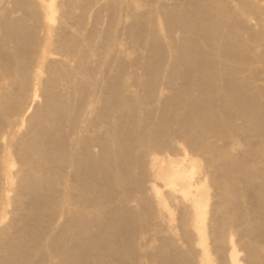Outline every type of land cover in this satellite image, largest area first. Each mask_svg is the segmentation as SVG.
Returning <instances> with one entry per match:
<instances>
[{
  "label": "bare ground",
  "instance_id": "6f19581e",
  "mask_svg": "<svg viewBox=\"0 0 264 264\" xmlns=\"http://www.w3.org/2000/svg\"><path fill=\"white\" fill-rule=\"evenodd\" d=\"M150 1H148V2L150 3ZM234 1H236V0H234ZM252 1L251 0H238V2H239L238 4H240V5H238L236 3L237 7L241 6V8L238 7L237 10H235V8H233L235 6H231L233 4V2H232V4H230L231 3L230 0H187L188 7H186L187 8L186 12H180L179 11L178 13H176V11H175L174 15L172 12H170V13H172L174 22L181 21L180 24L183 25L181 27H184V29L187 31V34L191 35L189 37H185L184 39H182V37H181L182 42H180L179 46H178V42L181 40H179L176 43L177 47H175V50L177 53L174 51V55L176 53L175 57L176 58L178 57L177 65L176 66L173 65V69L171 68L172 71L168 72V74H170V77L172 78L171 80L179 78L181 81L180 85L176 88V90L178 91L177 95H175V96L172 95V98L168 99L166 102L168 107H171L170 109H173V112L170 113V111H169L168 115H165V116L163 115L161 117V119L157 121V124L154 125L153 129H151V128L146 129V127H143V128H145V130H147L151 134H148L146 131L144 132V130L143 131L140 130V132L142 131L141 133L140 132L139 133L137 132V134L135 133L134 137H133L132 133H130L128 131L122 130L121 133H118L120 136H119V138L117 137L118 138L117 142L119 141L120 137H123L122 138L123 142L121 143L122 148H119V150L120 149L121 150H120V152H118V154L114 152L115 154H117V156H115L116 158L112 164H109L110 160L108 158V154L111 150H113V151L116 150L117 145H115L116 147L111 146L116 142L111 143V141H110L111 144L109 145V143H108L109 146H106L107 142H106L105 146L100 145V146H102V149L100 151L101 154L99 155L97 153L98 151L97 152L91 151L92 147H94L92 145V143H94L96 140L94 139L95 141L93 142L92 141L93 139L91 140L89 137H88L89 139L86 138V136L89 133H87V135H86L81 130L82 128L80 129V131H82L85 134V137L84 138L80 137L81 139L79 141L74 140L75 139L74 135L71 137L73 139H69V140H68V138L65 139V137H66L65 135L63 137H62V135L59 136L61 134L60 133L61 131L59 132V130L61 129V127H63L64 124H66V126H65V128L67 127L66 129H68V128L71 129V127L72 128L76 127L74 125H75V119H77V117L76 118H74L75 116L72 117V115L75 112L71 115L70 110H69L70 107H69L68 103L66 102V98L63 96L62 93H60L61 91L60 92H58L59 90L57 91V89H58L57 86H59L60 83L57 85V83H58L57 79L56 80L53 79L55 76L53 78L50 77L53 80H55V81L52 80L54 82V85H53V87L51 85L52 89L49 90L50 92L47 91L49 93L42 94L45 96L44 105L41 108L42 113L37 115V116L34 115L35 113H33L32 116H29L30 117L29 120L30 119L33 120V122L30 120V123L33 126H32V129L28 131L27 136L23 135L21 138H19V136H18L17 138H19V141L14 142V143H12L13 141L11 139L7 138L6 139L7 141H5L6 143H4L3 139L5 136H4L3 131H4L5 127L10 125L9 123H7L8 121H6L8 115L11 116L10 113H17V111L19 110V113H20V111H21V113H23L22 118L20 117L21 122L26 120V119L23 120L24 115H25V113L28 112V110L32 106L31 105L32 102L34 103L33 100L36 99V98H34V96L36 95V90L38 89L37 86H35V87L33 86L34 91L33 92L30 91V92H32L33 98L30 99V95H29L28 96L29 101L28 102L26 101V103L22 102V100H25V99H23V93L22 92L24 90H26L27 85H28L27 84L28 80L31 77L29 78L28 69L26 70V68H27V67L25 68L26 64L22 60L25 58L24 56L27 55V53L25 54L24 50L23 49L21 50L23 52H21L22 55H20L21 53H19V55H20L19 60L20 61L18 63H20V64H17L19 66V67L17 66L18 70L17 69L13 70V68H12L13 74L11 73V70H10L11 74L8 73V75L5 76V77L12 78V82L11 81L10 82L13 85L14 84L17 85L18 88H16V89H18V92H16V93L15 92L14 93L9 92V93H1L0 94V104H2L4 106L3 111L1 112V114H3V115L0 117L2 119V120L0 119V144L2 146V148L0 147L1 148L0 149V222H3L2 220H4V218L6 216L10 215V214H8V212H9L8 208L5 209V207L2 206L3 203L4 204L7 203V205L11 204L12 206L13 205L16 206V208H19L20 212H21L22 208H24V210L28 208L29 210L26 213V216L25 215L24 216L26 218H28L31 221V223H28L29 226L27 229H26L27 226L24 225L25 226L24 228L22 227L21 229H17L14 231L15 233L11 232L12 234H10L8 227H7L6 231L4 229L1 230L0 237H2L3 240L2 241L0 240V264H39L37 258H38V255L41 253L40 248L46 244V243L44 244V243L40 242L39 237L42 236V235H40V233L44 231V230L42 231V229L46 226L45 221L47 219L50 220V214H53L52 217L54 216V212L51 213L53 208L55 211L59 209L55 205L62 206L63 204L60 205V203H63V202L74 203L75 205H77L76 208H78V205H80V207L78 208L79 209L78 210L79 215L77 217L74 216L75 217L74 218L73 215H71L72 212H70L69 214H66L67 208L65 209L66 213H64V214L69 215V218H68V216H67L68 219L66 218L68 220V222L63 221L64 225H66L65 230L62 233H59V234L57 233L58 234L57 236L56 235L49 236L50 238L48 240V243L46 244L47 247L45 245V247L47 248L46 250H48V251H46L47 253L45 251L43 252V254L46 253L47 255L45 254L46 257L43 256V258H40V259L46 258L47 264H137L138 262H136V256H137V252L139 250L137 251V248H136L134 243L135 242L138 243L139 240L141 241V238H139L138 241H136L137 239L135 240V238L137 237V236L135 237V234H138L139 231L136 233V228H132V226H130L131 225V223L129 224L130 218L125 213H123L125 211H120L118 209H115V207L112 206L113 202L110 203V201L112 198L113 189L115 188V187H112V186H114V185H112V178L114 177L116 179V181L120 184V183H123L128 178L129 173H131L134 169H136V168L140 169L141 168L140 169V171H141L142 167H140V166H142V164L138 163V160H140V159H137V158H139V156L141 155L140 157L143 159L142 156H144L145 154L143 155L142 153H144L145 151H147V155L149 154V156L147 158V162L145 163V165L148 166L149 171L151 170L154 179L158 178V179L162 180L161 181L162 185H160V186H162V187L164 186L166 192H165V194H163V192H161L159 185L154 183V179H153V182H152V180L149 181L147 179L149 182H151V184L144 185V186H147L146 187L147 193L149 192L148 194L151 197V199H149V200H152L151 202L154 204V206H152V207H154L159 213L164 212V215H165V216L163 215L164 218L165 217L167 218L169 216L168 212H165V209H166L165 200L168 198H170V199H168V201L174 200V196H173V199H171L172 197H169V196H172L171 194H174V192L178 188L177 174L183 175V178H185L187 180V186L188 187L180 190V196L179 195L178 196L180 197V199H182V201H183V199L185 200L188 198L191 202V205H189L190 203L188 205H189L190 211H191L190 215H192V217H193V225H192L193 232L191 233L190 230H189V232L191 234L194 233V235L196 237L195 248H197V251L199 252V258L197 259L196 264H209L208 248L205 244V232H204V219H205L206 211H207V209H206L207 203H206V200H205V202H204V200H202L203 199V195H202L203 192H205V194H207V185L205 184V182H206V179H208V177L210 178L209 180H211L212 175H214V177L215 176L217 177V175H218V177L220 175L222 176L221 180H219L217 177V180H219V182H218L219 184H217V185H219L218 188L221 190L220 191V194L222 193L221 196L223 195V200H221L222 205L219 204L222 207L221 206H218V207L216 206V207L219 208L218 212L221 211L220 208H223V209L225 208L224 210L222 209V211L227 210L228 213L225 212L227 214L226 220L232 219L231 221H233V222L236 220H240L238 218H241V216L243 214L238 216L237 211L239 210V213L243 212L242 210L244 208L243 209L241 208L240 205H242V203L240 201L244 199L243 198L244 194H247L248 197L251 199V202L253 203L252 206L254 205L258 209L257 214H254V212H253V214L250 215L251 217L249 215H247V216H249L248 221H250L251 225H252V223H259V225L261 227V224L264 223V167L261 166L262 164L261 165L257 164L258 167L255 166L256 167V168L254 167L255 170L252 167L254 165H256V162L258 163L260 161L259 158L264 153V151H263L264 147L262 146L263 143L261 141V134L262 133L264 134V132H262V131H264V121L262 119L263 117H261V113H262L261 107H263L264 104H263V106H260L259 105L260 103L258 104V102H257L258 100L256 99V96L259 97L258 96L259 94L260 95L262 94L264 96V87L262 85L259 87L258 86L259 83L256 85V83H257L256 81L260 80V71H261V74H264V31L262 32V29H261V31H259V32L263 33L261 37L258 38L259 33H257V35H255V36H257V38L256 37H253V38L249 37L248 39H243L242 34H240L241 31H239V30H243L244 28H246V26H248L247 23L250 22V20L247 23L245 22L247 20L245 15H247V16L252 15V14H250V12L252 13V11H254L255 8L257 7L252 3V5H254V7H255V8L253 7L254 9H252V7H251L252 5H250V2H252ZM73 2H75V1H73ZM133 2H134V0H133ZM228 2H230V3H228ZM256 3L257 2H255V4ZM53 4H54V0L48 1L49 9H50V7L52 8ZM184 4H186V3H184ZM161 5H162V3H161ZM2 6H3V4H2ZM163 8H165V7L163 6ZM171 8H173V6H171ZM165 9H163L162 13H164ZM157 10H159V9L157 8ZM257 10H259V8ZM261 10H264V8ZM166 11H168V10L166 9ZM246 12H248V14H246ZM254 14L255 13H253V15H252L253 17L255 16ZM167 15H169V14H167ZM167 15H166V18H167ZM242 15L245 16V18L241 17ZM257 15H260V14L257 13ZM142 16H144V13H142ZM163 17H165V16H163ZM170 17L171 16H169V18ZM240 17L243 18L242 21H244V19H246L244 21V23L246 24L245 27H244V23L241 21ZM259 17H258V20H260ZM145 18H147V17L145 16ZM232 18H236L237 20L234 21ZM252 18L250 17L248 19H252ZM46 19H50V16H46ZM197 19H199V22L196 21ZM148 20H150V19H148ZM261 20H262V18H261ZM171 21H173V20H171ZM263 21H264V19H263ZM20 22L18 23V25L20 24ZM170 22H169V24H172V22L171 23ZM258 23H260V22H258ZM175 24H178V26L180 27L179 23H174V25L172 24L173 27L171 26V29L175 28L174 27ZM249 26H251V25H249ZM148 27H149V31H150L151 27L150 26H148ZM158 28H160V26ZM158 28H156V29L158 30ZM177 29H179V28H177ZM146 30H148V28ZM159 30H160L159 31V33H160L161 29H159ZM180 30L175 31V33H178V32L180 33ZM167 31H169V30H167ZM113 33H114V31H113ZM157 33H158V31H157ZM172 33H174V32L172 31ZM182 33H184V32H181V35H183ZM10 34H11V32H10ZM156 35H158V34H156ZM169 35H171V33ZM185 35H183V37ZM193 35L198 36V40L205 39L204 41H207V43H208V49L203 50L200 47L201 44L199 46L197 43L198 42L196 39L197 37L194 36L195 37L194 38ZM202 35L204 36V38H202L203 37ZM4 36H6V35H4ZM24 36H26V35H24ZM165 36H167V35H165ZM243 37H244V32H243ZM111 38H112V36H111ZM157 38L159 39V37H157ZM168 38L169 37H167V39ZM217 38H219L218 40L221 41V46L220 47L217 46L218 48H215V44L217 43L215 41ZM246 38H247V36H246ZM17 39H15V40H17ZM30 39H32V37ZM28 40H29V38H28ZM159 41H160V39H159ZM254 41H256L257 44H255L256 42L254 43ZM26 43H27V41H26ZM252 43L255 44L254 46L257 45L256 46L257 48L256 47L254 48V46H252ZM163 45H165V44H163ZM168 45L169 44H167V46ZM171 46H172V48H174L173 45H171ZM168 47H170V46H168ZM172 48L170 47L171 51L173 50ZM214 48L216 49L215 54H214ZM87 51H89V50H87ZM151 51L154 52V53H152V55H154L152 57H156L158 59L161 58V57H159V53L162 51L159 49L158 45L154 44V50H151ZM244 52H246V53L244 54ZM82 54H83V52H82ZM158 59L157 60L155 59V60L160 62ZM17 60H18V58H17ZM27 60H28V58H27ZM90 60H92V59H90ZM6 61H7V59H6ZM61 61H63V60L61 59ZM256 61L262 63L263 66H261V64H260L261 67L258 66L261 69H257L258 67H255L254 65H252V63H256ZM76 63L78 64V62H76ZM3 65H5V64L3 63ZM63 65L61 63L60 66L62 67ZM180 65H181L182 69H180V67H179ZM89 66H90V64H89ZM6 67H8V66H6ZM64 67L66 68V66H64ZM157 68H159V67H157ZM163 68H164V66H163ZM67 70H71V69L67 68ZM67 70L65 71L66 72L64 75L65 77L69 76V74H68L69 71H67ZM60 71H61L60 75L64 73L62 70H60ZM152 71H153V68H152ZM155 71H156V69H155ZM1 72H3V71H1ZM67 74H68V76H67ZM77 75H79V74H76L75 76L77 77ZM68 78H67V80H68ZM72 78H75V77H72ZM72 78H70V79H72ZM79 78H77V80ZM168 78H169V76H168ZM32 79H34V78H32ZM58 79L66 80L63 76L58 77ZM109 80H111V79H109ZM126 80L127 79H125V81ZM152 80H154V79L152 78ZM31 81L32 80H29V82H31ZM80 81H82V79ZM254 81H255L254 85H256L257 88L255 86H253V87L251 86V82L253 85ZM36 82L37 81H35V85H36ZM115 83L116 82H114V84ZM32 84H34V83H32ZM79 84H80V82H79ZM67 85H68V83H67ZM174 85H173V87H174ZM102 86H104V85H102ZM117 86H119V85H117ZM112 87H110V88H112ZM254 87H255V89H254ZM62 88L59 87V89H61V90H62ZM68 88H69V85H68ZM70 88H72V87H70ZM151 88H153V87H151ZM170 88H171V86H170ZM118 90L116 89L115 91L117 92ZM92 91H95V90H92ZM108 91H110V90H108ZM119 91H121V90H119ZM152 91L154 92V89ZM25 92H24V94H25ZM159 92L162 93V91H160V90H159ZM76 93H77V91H76ZM91 93H93V92H91ZM114 93H112L113 97H114L113 99H118V100L120 99L122 101L123 98L121 99V97L119 96V94H121V93L118 94L119 98ZM126 93H127V91H126ZM27 94H28V92H27ZM112 94H110V97ZM160 94L158 93V97L157 96L156 97L159 98ZM155 95H157V94H155ZM24 97H27V96H24ZM80 97H81V95H80ZM260 97H259V99H260ZM98 98H99V96H98ZM98 98H97V100H98ZM144 98H142V99H144ZM166 98H168V97L166 96ZM262 99H260V100L262 101ZM90 100L93 101V99H90ZM90 100L87 99V102L90 103L91 102ZM85 101L86 100H84V102ZM147 101H148V99H147ZM123 102H125V101H123ZM148 102H151V101H148ZM76 103L77 102L75 101V104ZM107 103L108 102H105V104H107ZM109 103L106 106H109L110 105ZM111 103H113V102H111ZM125 103H127V101ZM72 104H73V102H72ZM75 104H74V106H75ZM86 104L87 103H85V107H86ZM113 105H114V103H113ZM115 105H117V104H115ZM126 105L128 106V104H126ZM82 106H83V103H82ZM88 106H89V104H88ZM122 106L123 105H121V108H122ZM115 107H117V106H115ZM79 108H81V107H79ZM109 108H111V107H109ZM121 108H120V111L122 110ZM123 109H125V108H123ZM129 109H130V107H129ZM101 110H102V108H101ZM106 110L107 109L105 108V111ZM162 110H164V109H162ZM105 111L103 110V112H105ZM132 111H133V109H132ZM76 113H78V112H76ZM82 113H84V112H82ZM98 113H99V111H98ZM100 113H101V111H100ZM263 113H264V109H263ZM137 114H138V112H137ZM14 115L16 116V114H14ZM18 115L20 116V114H18ZM78 115H80V114H78ZM101 115H103V114L101 113ZM131 115H132V113H131ZM76 116H77V114H76ZM106 116H108V115H106ZM115 117L117 118V116H115ZM14 118L15 117L12 116V120L19 122L20 118H19V120L14 119ZM17 118H18V116H17ZM142 118L144 119V117H142ZM145 118H147V117L145 116ZM78 119L81 121L80 118H78ZM170 119L174 120L172 122L175 124L174 126H176V128H177L176 132H178V134H180L179 137L182 138V140H181V138H178L179 141H183L184 144H183V142H182V144L185 147H187V146L188 147L189 146L190 147H192V146L196 147L197 146L196 147L197 149L195 148L196 151L200 149L199 150L200 152L195 151V154H197L198 156L203 158L202 160H205L204 163H206L205 166L203 167L202 171H201V173H202L201 181H200V176L197 175L199 173L198 162L195 160L196 159L195 157H192L191 155H189L191 157L188 156L189 151L186 152V149H188V148H184L183 146H181V149H183V150L181 151L180 157L178 159H174V158L165 159L166 157L165 158L161 157V156L157 157L156 155L152 154L155 151L157 152V150H159V149L160 150L161 149L166 150L165 147L168 146V144L166 142V140L168 139L167 135L169 134V131L171 129V126L169 127V125L167 124L166 121H168V123H169ZM237 119L241 120V121H239L240 123L239 122L235 123V121H237ZM144 120H147V119H144ZM83 121H84V119H83ZM97 121H99V120H97ZM100 121H101V119H100ZM103 121H105V120H103ZM4 122H6V125L3 126ZM63 122H64V124H63ZM82 122L81 123L79 122V123L82 124ZM145 123H146V121H145ZM22 124L20 123L21 126H22ZM96 124L98 125L99 123H96ZM148 125L145 124V126H147V127H148ZM10 126H12V125H10ZM78 126H81V125H77L76 128H78ZM131 126H133V125H131ZM87 127H88V125H87ZM99 127H100V125H99ZM99 127H97V128H99ZM15 129H16V127H15ZM86 129H83V130L85 131ZM125 129H129V128H125ZM9 130H10V128H7V130H6L8 132V135L13 134V133H9ZM11 130L14 131V129H11ZM77 130L78 129H76V134L78 133ZM17 131H19V130H17ZM94 131L96 132V134L100 135V133H97L98 131H96V130H94ZM246 131L257 133L256 136H258V139H259L257 142V147L260 146V148L256 147L257 151L255 149V151L258 155L259 161L257 159L256 162H251V163H254V165L252 167H250L252 164L250 166L248 164H245L246 160L243 162L241 158H240L241 161L238 160L237 162H234L235 159L234 160L231 159L230 161H228V156L225 155V154H227L225 152V150L228 149L231 151V150H233V148L229 149V148L224 147L223 145H219L220 149H221V146L225 148V150H222V149L220 150L219 147H217L218 145H215V143L213 144L212 142L210 143L207 140V136L210 137L212 135L213 136L217 135L219 139H223L224 141L227 140L226 142H230L229 140H231L233 138L236 139V136L237 137L239 136L238 134L242 135L243 133H246ZM116 133H117V131H116ZM162 133L164 135H162ZM248 134L250 135L251 133H248ZM248 134L246 136H248ZM149 135H151V136H149ZM174 135L175 134L173 132H171L169 136H174ZM100 136H102V135H100ZM104 136H106V135L103 134L102 137H104ZM254 136H255V134H254ZM94 137H96V135ZM132 137L134 138L135 141L138 142V145L136 146L137 147L136 151H134L132 149L134 151V153H132L130 151V149H131L130 147L132 146L130 144L131 143L130 141H132V140H130V139ZM166 137H167V139H166ZM251 137H253V136L250 135L249 138H251ZM12 138H13V136H12ZM96 138L100 139L101 137L100 138L96 137ZM243 138H244V136H243ZM245 138H247V137H245ZM175 139H177V138H175ZM235 139H233V141L231 140L232 142H234V144L236 142ZM99 141L101 142V140H99ZM232 144L233 143H231L230 145H232ZM103 145H104V143H103ZM247 145L249 146V143ZM10 146H13L12 150L10 149ZM110 146L113 148L111 149ZM133 146H135V145H133ZM177 147H179V145ZM230 147H235V146L232 145ZM177 149H179V148H177ZM192 149H194V148H192ZM235 150H237V149H235ZM113 151H111L110 154H112ZM92 152L97 153L98 155L93 154ZM191 152L192 151H190V153ZM192 154H193V152H192ZM243 155H244V153H243ZM229 156H230V158H232L231 155H229ZM110 158H112V155ZM163 161H166V165L161 164V163H163ZM231 161H233V162H231ZM249 161H251V160H249ZM247 163H249V162H247ZM16 164H17V166L14 167V165H16ZM62 164H64L63 166H65V168L67 170L70 169V171H71L70 173H72L73 175L76 176L77 179L72 177V178L76 179L75 180L76 182L75 181L72 182V181H69L66 179L67 178L66 176L69 175L70 173H68V174L66 173L67 175L65 176V173L62 170ZM202 165H204V164H202ZM110 167L112 169H110ZM138 167H140V168H138ZM14 169H15V171H14ZM151 172H149V173H151ZM149 177H150V174H149ZM68 179H69V177H68ZM129 179L130 178H128V182H129ZM133 179H134V177H133ZM140 181H142V180H140ZM241 181L245 182V185H242L244 188L240 187V184L242 183ZM255 181H257V182H255ZM125 182H127V181H125ZM209 182L210 181H207L206 183H209ZM212 182H210V183H212ZM239 182H240V184H239ZM142 184H143V182H142ZM183 184H184V182H183ZM133 185L135 187H137V190H135V192H140L141 185H139V178L138 177L135 180H133ZM212 186H214V185H212ZM60 187H62V189H65V190L59 191ZM219 189H218V191H219ZM15 190L16 191L22 190L24 192L23 195H24V197L27 198L28 204H27L26 200H25V203L23 204L24 199H21L22 198L21 195L18 196V194H17L18 192H14L13 193L14 196H12L11 191H15ZM131 190H133V188H131ZM60 192H62V193H60ZM75 192L79 193V196H77L78 194L76 195ZM20 193L21 192H19V194ZM125 193H128V192H125ZM147 193H145V194L148 195ZM166 193H168L170 195L166 196L167 198L164 200L165 197H163V196L166 195ZM145 194H143V196L139 195V194H138L139 196L138 195H136V196H138L139 203L141 205H143V209H145V211L147 212L148 209H146V198H145L146 196L144 197ZM149 196H147V198H149ZM176 196H177V194H176ZM178 196H177V199H179ZM126 198H128V197H126ZM246 198H247V196L245 197V199ZM114 199H116V198L114 197ZM118 199H120V198H117V200ZM149 200L147 201V204H149L148 203ZM127 201H128V199H127ZM248 201H250V200L248 199ZM248 201L245 200V203L246 202L248 203ZM239 202L241 203L240 205H239ZM104 204L107 205L106 210L103 211L101 209L103 211V212H101V214H102L101 216H103V213H104L105 217H106L104 221H100V223H98V222H94V219H92L93 223H91L92 222L91 218L89 220L86 218L83 219L82 216L87 215L85 213H87L88 211L87 212H85V211L88 210V208H87L88 206L89 207L93 206V208L95 207V208L99 209V207L101 205L104 206ZM170 204H171V202H170ZM170 204H168L169 208H171V206H169ZM11 205H9V207ZM26 206H27V208H26ZM121 206H122V204H121ZM147 206H150V205H147ZM178 206H179V204H178ZM178 206H176V207H178ZM124 207H125V205H124ZM126 207H128V206H126ZM238 207H240L242 210L239 209ZM60 208L62 210H64L63 208H65V206H62ZM76 208L74 209V211H76ZM93 208H91V209L93 210ZM117 208H118V206H117ZM141 208H142V206H141ZM84 209H85V211H84ZM97 209H94V212L96 210V214L98 213ZM129 209H130V207H129ZM72 210L73 209H71V211ZM121 210H122V208H121ZM152 210H154V209H152ZM240 210H241V212H240ZM248 210H247V213H252V210H250V209H248ZM26 211H24V212H26ZM17 212L18 211L13 212V213L17 217H19V220L21 218H23V220H24L25 218H24L23 214H21L19 212L17 213ZM59 212H61V211L60 210L58 211V215H59ZM62 212H64V211H62ZM130 212H133V211H130ZM211 212H213V211H211ZM221 213H223V212H221ZM55 214L57 215V213H55ZM129 214H131V213H129ZM213 214H214V212H213ZM244 214H245V212H244ZM159 215L160 214H158V216ZM222 215L223 214H221V216ZM161 216H162V214H161ZM161 216H159V217H161ZM184 216H185V214H184ZM184 216H183V218H184ZM221 216H220V218H222L221 219L222 222H220V221L219 222L221 224L222 223L225 224L224 223V222H226V221H224L225 215H223L222 217ZM64 217L61 216V218H64ZM88 217H89V215L87 216V218ZM61 218H60V220H61ZM137 218H139V217H137ZM244 218H246V215H244ZM244 218L242 217V220H244ZM55 219H56V216H55ZM66 219H64V220H66ZM133 219H135V218H133ZM23 220H22V222H23ZM95 220H99V219H96V217H95ZM54 221H56V220H54ZM244 221H247V220H244ZM47 222H49V221H47ZM132 222H134V221L132 220ZM138 222H139V220H138ZM177 222H178V220H177ZM207 222H208V220H207ZM184 223H185V221H184ZM226 223H229V221H227ZM180 224H181V222H180ZM93 225H95L94 228L95 227L97 228L96 231L94 229V231L97 233L95 235H90L91 232H89L88 230H90V228ZM189 225H191V223H189ZM2 226H0V227H2ZM6 226H5V228H6ZM51 226H53V225H51ZM166 226H167V230L169 232H171L169 224H167ZM182 226H184V225H181V227ZM214 226H216V227H214ZM47 227H50V226H47ZM181 227L178 229H181ZM186 227L188 228V225H185V229H187ZM211 227H212V224H211ZM213 227L214 228H212V229H214L216 231V234L221 235V231L223 230L222 226L215 224V225H213ZM256 227H257V225H256ZM17 228H19V227H17ZM123 228H124V230H122ZM234 228H235V226H234ZM253 230H254V228H253ZM90 231H92V230H90ZM250 231L254 232L255 230L252 231V228H251ZM178 232H180V231H178ZM186 232H188V229L186 230ZM223 232H224V230H223ZM259 232H261V231H259ZM48 233H50L49 230H48ZM139 233H141V232H139ZM144 233H146V232H144ZM26 234L27 235L30 234L31 237H30V235H28V236L32 239L29 240L30 239L29 237H27L29 239H25ZM46 234H47V232H46ZM54 234H56V233H54ZM92 234H94V233H92ZM251 234H254V233H251ZM259 235L264 236L263 233H259ZM224 237L226 238V236H224ZM44 238H45V235H44ZM187 238H188V235H187ZM46 239H47V237H46ZM46 239H44V240H46ZM217 239H218V237L216 238V240L214 238V241H216L215 242L216 243L215 252H216V250H218L220 253L221 251L224 250L223 248L225 246L226 255L225 256L222 255L223 257H226L225 262H227V264H240L239 263V250H238V248L240 246H238V248L236 247L234 240L232 239L231 234L228 236L226 242L224 241L225 239L224 240L222 239V237H220L218 240ZM44 240H43V242H45ZM149 241H148V243H149ZM188 241L190 242V240H188ZM222 241L224 243H222ZM253 241L254 240H252V242H250V243L248 241L247 243H249L251 245V243H253ZM40 243L43 245L40 246L41 245ZM178 243H180V242H178ZM220 244L221 245L223 244V247L220 246ZM143 245L145 246V244H143ZM159 245H158L157 251L155 253H153L152 255H154L156 257L155 259H157V257H158L160 259L161 264H191L188 261V258H189V257H187L188 253H185V252L178 253L177 252V254H175L174 256L173 255L171 256L167 251L168 250V248H167L168 244L165 243L164 245L162 244V246H159ZM245 246H248V245L246 244ZM252 246H253V244H252ZM252 246L249 248L247 247L246 249H243L246 251L245 257L248 258V261L254 262V264H264V256H261L260 254L258 255L257 254L258 251L256 252V248L255 249L253 248L255 246H253V247ZM241 247H242V245H241ZM241 247L239 249H241ZM43 248H42V250H43ZM141 248H143V247H141ZM89 250L90 251L92 250L91 254L88 253ZM184 250H185V248H184ZM143 251H144V249L142 250V252ZM218 251H217V254H218ZM125 252L127 253V255L123 256ZM139 252H141V251H139ZM225 252H224V254H225ZM147 253H148V251H147ZM88 254H90V255H88ZM145 254H146V252H145ZM213 254H211V255H213ZM221 254H223V253H221ZM40 255H42V254H40ZM139 255H140V253H139ZM142 255H144V254H142ZM150 255L151 254H149L148 256H150ZM144 256H146V255H144ZM154 256H152V257H154ZM214 256L216 257V255H214ZM192 257L193 256L191 255V258ZM215 257H214V259H215ZM223 257H221V258H223ZM145 259H147V256ZM149 259H151V258H149ZM145 261H142V262H145ZM139 262H140V259H139ZM157 264H158V261H157ZM224 264H226V263H224Z\"/></svg>",
  "mask_w": 264,
  "mask_h": 264
},
{
  "label": "rangeland",
  "instance_id": "374dc122",
  "mask_svg": "<svg viewBox=\"0 0 264 264\" xmlns=\"http://www.w3.org/2000/svg\"><path fill=\"white\" fill-rule=\"evenodd\" d=\"M48 1L50 0H0V94L1 93H16L18 92V88L17 85H13L11 82H12V78L10 77H5L8 75V73H10V70H11V73L13 70L17 69L18 70V65L17 64H20L18 63L20 60V55H22L21 51L22 49L24 50L25 54L27 53V55H25L24 59H22L26 66V70L28 69V75H29V80H32L31 82H29L28 80V85H27V88L26 90H24L22 93H23V99L25 100H22V102L26 103V101L28 102L29 101V95H30V99L33 98L32 96V92L34 91V87L37 86V90H36V95L34 96V98H36L34 101V103L32 102V106L30 107V109L28 110L27 113H25L24 115V121L21 122V118H22V114L21 111L19 113V110L17 111V113H10L11 116L8 115L7 117V120L8 121L7 123H9L10 125L12 126H7L4 128V143H6L5 141H7L6 139L9 138L11 139L14 143V142H18L19 141V138H21L23 135H26L27 136V133L29 130L32 129V124L30 123V120L33 122L32 119L29 120V116H32L33 113H35L34 115H39L42 113V107L44 105V100H45V96L42 95V94H45V93H49L54 85V82L56 79H57V85L59 84L58 89L57 91L62 93L63 96L66 98V102L68 103L69 105V110H70V113L71 115L75 112H78L76 114L74 113L72 115L75 116L74 118L77 117L81 119V121L78 119H75V125L77 127V125H81V126H78V128H68L66 129L65 126L66 124H64L63 122V127H61V129L59 130V133L62 137L65 135V139L68 138L69 139H73L71 138L73 135L75 136L74 140H80L81 138H84L85 137V134L87 135V133H89L86 138H90L94 143H92V145L94 147H92V150L91 151H94V152H97L99 155L101 154L100 151L102 149V146H105L106 142V146H109L111 143H114L113 147H116L115 145H117L116 147V150H111L113 151L112 154L111 151L109 152L108 154V158L110 160L109 164H112L115 160V156H117L118 152H120L119 148H122L121 146V143L123 142V137H120L119 139V143L117 142L118 138H119V134L118 133H121L122 130L124 131H128L130 133H132L133 137H134V134L137 132L139 133L140 130H144V132L146 131L148 134H151L149 133L147 130H145V128L143 127H146V129H153L154 125L157 124V121L161 119V117L164 115H168L169 111L170 113L173 112V109H170L171 107H168V105L166 104L167 100L172 98V95L175 96L177 95L178 91L176 90V88L180 85L181 81L179 78H176L174 80H171L172 78L170 77V74H168V72H171L172 69H173V65L176 66L177 65V61H178V57L176 58V50H175V47H177V42L179 40H181V37L182 39H184L185 37H189L191 36L190 34L188 35L187 34V31L184 29V27H181L183 25H181V21L179 22H174V19H173V16H172V13L174 15L175 11L176 13H178L179 11L180 12H186L187 11V8L188 7V4H187V0H54V4L52 6V8L48 7ZM75 1V2H73ZM95 1V2H94ZM131 1V2H130ZM150 1V3L148 2ZM164 1V2H163ZM185 1V2H184ZM252 1V0H251ZM259 1V2H258ZM70 2V3H69ZM138 4H137V3ZM140 2V3H139ZM153 2V3H152ZM162 5H161V3ZM169 2V3H168ZM231 2V3H230ZM230 4H233L231 6H235L233 8H235V10H237L238 7L241 8V6H238L237 7V4L239 3L238 0L236 1H232L230 0ZM255 2H257L255 4ZM26 3V4H25ZM88 3V4H87ZM173 3V4H172ZM186 3V4H184ZM235 3V4H234ZM237 3V4H236ZM252 3L257 6L256 8L259 10H257L254 5H252ZM3 4V6H2ZM29 4V5H28ZM73 4V5H72ZM86 4V5H85ZM141 4V5H140ZM184 4V5H183ZM259 4V5H258ZM264 0H253L252 2H250V5H252V9L255 8L254 11H252V13L250 12V14L253 15V13H255L254 17L252 15L250 16H246V19H244V21L247 23L249 20L250 22H248V26H246V24L244 23L243 18H245V16H241L243 18L240 17L241 21L244 23V27L246 26V28H244L243 30H239L241 31L240 34H242V38L243 39H248L249 37L250 38H253V37H256L255 35H257V33H259L258 35V38L262 36V32L264 31V10H261L264 8ZM37 5V6H36ZM44 5V6H43ZM161 5V6H160ZM167 5V6H166ZM186 5V6H185ZM240 5V4H238ZM31 6V7H30ZM83 6V7H82ZM90 6V7H89ZM163 6L169 11H166L165 8H163ZM171 6H173V8H171ZM262 6V7H261ZM59 7V8H58ZM75 7V8H74ZM151 7V8H150ZM254 7V8H253ZM261 7V8H260ZM72 8V9H71ZM110 8V9H109ZM157 8L159 10H157ZM171 10H170V9ZM184 8V9H183ZM239 8V9H240ZM7 9V10H6ZM29 9V10H28ZM34 9V10H33ZM49 9V10H48ZM99 9V10H98ZM141 9V10H140ZM146 9V10H145ZM149 9V10H148ZM163 9H165L164 13L163 12ZM28 10V11H27ZM65 10V11H64ZM72 10V11H71ZM130 10V11H129ZM156 10V11H155ZM173 10V11H172ZM185 10V11H184ZM94 11V12H93ZM158 11V12H157ZM260 14V15H257V13ZM261 11V12H260ZM44 12V13H43ZM48 12V13H47ZM110 12V13H109ZM160 12V13H159ZM168 12V13H167ZM172 12V13H170ZM5 13V14H4ZM96 13V14H95ZM116 13V14H115ZM142 13H144V16H142ZM45 14V15H44ZM50 14V15H49ZM124 14V15H123ZM150 14V15H149ZM154 14V15H153ZM169 14V15H167ZM246 14H248V12H246ZM91 15V16H90ZM149 17H148V16ZM165 17H163V16ZM166 15H167V18H166ZM257 15V16H256ZM263 15V16H262ZM45 16V17H44ZM46 16H50V19H46ZM145 16L147 18H145ZM155 16V17H154ZM169 16H171L169 18ZM260 16V17H259ZM85 17V18H84ZM94 17V18H93ZM252 18V19H248V18ZM258 17L260 18V20H258ZM80 18V19H79ZM92 18V19H91ZM124 18V19H123ZM152 18V19H151ZM162 18V19H161ZM197 18V17H196ZM262 18V20H261ZM99 19V20H98ZM136 19V20H135ZM150 19V20H148ZM234 21H236L237 19L236 18H232ZM255 19V20H254ZM11 20V21H10ZM98 20V21H97ZM148 20V21H147ZM159 20V21H158ZM161 20V21H160ZM169 20V21H168ZM173 20V21H171ZM21 21V22H20ZM47 21V22H46ZM87 21V22H86ZM114 21V22H113ZM116 21V22H115ZM172 22V24L174 25V23H179L180 27L178 26V24H175V28H172L171 29V26L172 24H169V22ZM197 22H199V19L196 20ZM17 22V23H16ZM20 22V24L18 25V23ZM77 22V23H76ZM159 22V23H158ZM170 22V23H171ZM174 22V23H173ZM260 22V23H258ZM7 23V24H6ZM88 23V24H87ZM94 23V24H93ZM96 23V24H95ZM122 23V24H121ZM157 23V24H156ZM80 24V25H79ZM155 26H154V25ZM159 24V25H158ZM16 25V26H15ZM83 25V26H82ZM178 27H177V26ZM251 25V26H249ZM262 25V26H261ZM15 26V27H14ZM24 26V27H23ZM145 26V27H144ZM147 26V27H146ZM151 27L150 31H149V27ZM160 26V28H158ZM162 26V27H161ZM165 26V27H164ZM254 26V27H253ZM19 27V28H18ZM154 27V28H153ZM173 27V26H172ZM135 28V29H134ZM148 28V30L146 29ZM158 28V30L156 29ZM163 28V29H162ZM167 28V29H166ZM170 28V29H169ZM179 28V29H177ZM159 29H161V32L159 33ZM181 29V30H180ZM183 29V30H182ZM251 29V30H250ZM255 29V30H254ZM262 29V32H259L261 31ZM3 30V31H2ZM14 30V31H13ZM17 30V31H16ZM111 30V31H110ZM169 30V31H167ZM180 30V33H175V31H179ZM246 30V31H245ZM32 31V32H31ZM114 31V33H113ZM158 31V33H157ZM172 31L174 33H172ZM244 32V37H243V32ZM11 32V34H10ZM181 32H184L182 33L183 35H185L183 37V35H181ZM186 32V33H185ZM154 33V34H153ZM164 33V34H163ZM171 33V35H169ZM115 34V35H114ZM152 36H151V35ZM158 34V35H156ZM6 35V36H4ZM23 35V36H22ZM26 35V36H24ZM28 35V36H27ZM167 35V36H165ZM178 35V36H177ZM247 38H246V36ZM251 35V36H250ZM253 35V36H252ZM22 38H21V37ZM112 36V38H111ZM172 36V37H171ZM197 37V43L198 45L200 46L201 44V48L204 50V49H208V43L207 41H204L205 39H202V40H198V36L196 35H193V37ZM203 36V35H202ZM32 37V39H30ZM159 37V39L157 38ZM163 37V38H162ZM167 37H169L167 39ZM178 37V38H177ZM194 37V38H195ZM18 38V39H17ZM26 38V39H25ZM29 38V40H28ZM87 38V39H86ZM172 38V39H171ZM204 38V36L202 37ZM11 39V40H10ZM17 39V40H15ZM24 39V40H23ZM36 39V40H35ZM146 39V40H145ZM177 39V40H176ZM219 38L216 39L215 42H217L215 44V48H218L217 46H221V41L218 40ZM167 40V41H166ZM12 41V42H11ZM21 41V42H20ZM25 41V42H24ZM27 41V43H26ZM30 41V42H29ZM65 41V42H64ZM88 41V42H87ZM146 41V42H145ZM158 41V42H157ZM200 41V42H199ZM80 42V43H79ZM162 42V43H161ZM168 42V43H167ZM180 42H178V46L180 45ZM220 42V43H219ZM256 41H254L255 43ZM86 43V44H85ZM90 43V44H89ZM28 44V45H27ZM65 44V45H64ZM82 44V45H81ZM84 44V45H83ZM153 44V45H152ZM154 44L158 45L159 49L162 51L159 53V57H161L160 59L156 58V57H152L154 55H152V52L151 50H154ZM165 44V45H163ZM167 44H169L168 46H170L172 48L171 45H173L174 48H172L173 50L171 51L170 47L167 46ZM206 46H205V45ZM220 44V45H219ZM257 44V42L255 43ZM255 44L252 43V46H254ZM19 47H17V46ZM146 45V46H145ZM203 45V46H202ZM257 46V45H256ZM254 46V48L256 47ZM28 47V48H27ZM214 48V54H215V49ZM257 48V47H256ZM6 49V50H5ZM89 51H87V50ZM72 52H71V51ZM86 50V51H85ZM169 50V51H168ZM4 51V52H3ZM6 51V52H5ZM18 51V52H17ZM28 51V52H27ZM64 51V52H63ZM174 51L176 52L175 55H174ZM10 52V53H9ZM17 52V53H16ZM35 52V53H34ZM75 52V53H74ZM83 52V54H82ZM89 52V53H88ZM217 52V51H216ZM14 53V54H13ZM19 53H21L19 55ZM81 53V54H80ZM246 52H244L245 54ZM31 54V55H30ZM69 54V55H68ZM71 54V55H70ZM169 54V55H168ZM2 55V56H1ZM9 55V56H8ZM64 55V56H63ZM81 55V56H80ZM63 56V57H62ZM68 57V58H67ZM72 57V58H71ZM89 57V58H88ZM175 57V58H174ZM18 58V60H17ZM28 58V60H27ZM31 58V59H30ZM86 58V59H85ZM154 58V59H153ZM172 58V59H171ZM7 59V61H6ZM61 59L63 61H61ZM69 59V60H68ZM92 59V60H90ZM116 59V60H115ZM158 59L160 62L156 61ZM14 60V61H13ZM27 60V61H26ZM81 60V61H80ZM85 60V61H84ZM2 61V62H1ZM91 61V62H90ZM162 61V62H161ZM6 62V63H5ZM14 62V63H13ZM78 62V64L76 63ZM86 62V63H85ZM88 62V63H87ZM255 62V61H254ZM3 63L5 65H3ZM60 63V64H59ZM62 63V67L60 66ZM84 63V64H83ZM160 63V64H159ZM258 63V64H257ZM90 64V66H89ZM171 64V65H170ZM263 66L262 63L256 61V63H252V65H254L255 67H261L260 66ZM129 65V66H128ZM158 65V66H157ZM160 65V66H159ZM257 65V66H256ZM8 66V67H6ZM18 66V67H17ZM66 66V68L64 67ZM121 66V67H120ZM125 66V67H124ZM164 66V68H163ZM172 66V67H171ZM102 67V68H101ZM123 67V68H122ZM156 67V68H155ZM159 67V68H157ZM170 67V68H169ZM180 69H182L181 65L179 66ZM257 68V69H261V68ZM4 68V69H3ZM10 68V69H9ZM13 68V70H12ZM62 68V69H61ZM67 68H70L71 70H67ZM90 68V69H89ZM152 68H153V71H152ZM164 70H163V69ZM168 68V69H167ZM172 68V69H171ZM31 69V70H30ZM62 70L64 73L60 75L61 71ZM85 71H84V70ZM156 69V71H155ZM160 69V70H159ZM171 69V70H170ZM5 70V71H4ZM34 70V71H33ZM37 70V71H36ZM69 71L67 76L69 77H65V71ZM103 70V71H102ZM3 71V72H1ZM60 71V72H59ZM79 71V72H78ZM88 71V72H87ZM93 72V73H92ZM10 73V74H11ZM134 73V74H133ZM6 74V75H5ZM13 74V73H12ZM18 74V73H17ZM72 74V75H71ZM76 74H79L77 75V77L75 76ZM126 74V75H125ZM164 74V75H163ZM3 75V76H2ZM59 75V76H58ZM71 75V76H70ZM120 75V76H119ZM153 75V76H152ZM14 76V75H13ZM55 76V77H54ZM60 76H63L66 80L62 79H58V77ZM98 76V77H97ZM126 76V77H125ZM150 76V77H149ZM167 76V77H166ZM169 76V78H168ZM50 77H54L53 80L52 78ZM72 77H75V78H72ZM82 81H80L81 79ZM115 77V78H114ZM34 78V79H32ZM68 78V80H67ZM72 78V79H70ZM77 78H79L77 80ZM98 78V79H97ZM118 80H117V79ZM124 78V79H123ZM137 78V79H136ZM152 78L154 80H152ZM70 79V80H69ZM111 79V80H109ZM125 79H127L125 81ZM148 79V80H147ZM51 80V81H50ZM53 80V81H52ZM64 80V81H63ZM76 80V81H75ZM97 80V81H96ZM102 80V81H101ZM165 80V81H164ZM171 80V81H170ZM11 81V82H10ZM34 81V82H33ZM35 81L36 82V85H35ZM49 81V82H48ZM62 83H61V82ZM71 81V82H70ZM146 81V82H145ZM155 81V82H154ZM259 81V82H258ZM53 82V83H52ZM64 82V83H63ZM78 82V83H77ZM80 82V84H79ZM114 82H116L114 84ZM118 82V83H117ZM138 82V83H137ZM149 82V83H148ZM170 82V83H169ZM172 82V83H171ZM256 85L258 84V86L260 87L261 85L264 87V74H261V71H260V80H257L256 81ZM34 83V84H32ZM51 83V84H50ZM69 85V88H68V85ZM70 83V84H69ZM76 83V84H75ZM93 83V84H92ZM106 83V84H105ZM130 83V84H129ZM141 83V84H140ZM154 85H153V84ZM64 84V85H63ZM123 86H121V85ZM148 84V85H147ZM175 84V85H174ZM255 81L253 82V85H252V82H251V86H255ZM7 85V86H6ZM32 85V86H31ZM50 87H49V86ZM52 85V87H51ZM64 87H63V86ZM86 85V86H85ZM104 85V86H102ZM114 85V86H113ZM116 85V86H115ZM119 85V86H117ZM128 85V86H127ZM174 85V87H173ZM34 86V87H33ZM63 88H62V87ZM74 86V87H73ZM97 86V87H96ZM113 86V87H112ZM125 86V87H124ZM133 86V87H132ZM142 86V87H141ZM156 86V87H155ZM171 86V88H170ZM32 87V88H31ZM62 88L61 89H59ZM72 87V88H70ZM79 87V88H78ZM90 87V88H89ZM96 87V88H95ZM112 87V88H110ZM127 87V88H126ZM136 87V88H135ZM153 87V88H151ZM254 87V89H255ZM89 88V89H88ZM99 90H98V89ZM118 90H121V91H115L116 89ZM121 88V89H120ZM124 88V89H123ZM160 88V89H159ZM257 88V87H256ZM74 89V90H73ZM89 91H88V90ZM95 90V91H92V90ZM114 89V90H113ZM154 89V92L152 91ZM80 90V91H79ZM110 90V91H108ZM162 91L161 92H159ZM26 91V92H25ZM32 91V92H30ZM49 91V92H47ZM69 91V92H68ZM71 91V92H70ZM77 91V93H76ZM87 91V92H86ZM112 91V92H111ZM123 91V92H122ZM127 91V93H126ZM157 91V92H156ZM25 92V94H24ZM28 92V94H27ZM93 92V93H91ZM106 92V93H105ZM115 92V93H114ZM125 92V93H124ZM136 92V93H135ZM154 94H153V93ZM31 93V94H30ZM38 93V94H37ZM70 95H69V94ZM73 93V94H72ZM90 93V94H89ZM114 93L115 95H117V97L119 98V96L121 97L122 101L119 99H113V94L111 95L110 97V94ZM121 93V94H119ZM139 93V94H138ZM148 95H147V94ZM158 93L161 95H159V98L158 97ZM79 96H78V95ZM86 94V95H85ZM94 94V95H93ZM119 94V96H118ZM136 94V95H135ZM146 94V95H145ZM157 94V95H155ZM81 95V97H80ZM92 95V96H91ZM106 95V96H105ZM122 95V96H121ZM144 95V96H143ZM153 95V96H152ZM24 96H27V97H24ZM42 96V97H41ZM99 96V98H98ZM105 96V97H104ZM109 96V97H108ZM126 96V97H125ZM157 96V97H156ZM166 96L168 98H166ZM260 97V99H262V101L259 99V97L256 96V99L258 100V104L260 106H263L264 104V96L261 94L258 95ZM69 97V98H68ZM79 97V98H78ZM91 97V98H90ZM96 99H95V98ZM146 99H145V98ZM43 98V99H42ZM74 98V99H73ZM93 99V101H91L90 99ZM98 98V100H97ZM101 98V99H100ZM111 100H110V99ZM127 98V99H126ZM144 98V99H142ZM81 99V100H80ZM87 99L90 100L91 104L87 102ZM142 99V100H141ZM151 101V102H148L147 101ZM84 100H86L84 102ZM107 100V101H106ZM110 100V101H109ZM75 101L77 102L75 104ZM123 101H127V103L123 102ZM131 101V102H130ZM73 102V104H72ZM94 102V103H93ZM105 102H110L109 106H106L107 104H105ZM113 102V103H111ZM120 102V103H119ZM155 102V103H154ZM158 102V103H157ZM262 102V103H261ZM71 103V104H70ZM82 103H83V106H82ZM85 103L86 104V107H85ZM75 104V106H74ZM89 104V106H88ZM117 104V105H115ZM119 104V105H118ZM128 104V106L126 105ZM135 104V105H134ZM139 104V105H138ZM92 105V106H91ZM114 107H113V106ZM121 105L122 108H121ZM0 117L3 115L1 114V112L3 111V105L0 104ZM74 106V107H73ZM81 108H79V107ZM105 106V107H104ZM117 106V107H115ZM120 106V107H119ZM125 106V107H124ZM72 107V108H71ZM89 107V108H88ZM111 107V108H109ZM130 107V109H129ZM136 107V108H135ZM75 110H74V109ZM102 108V110H101ZM105 108L108 110L105 111ZM113 108V109H112ZM117 108V109H116ZM120 108L122 109L120 111ZM125 108V109H123ZM128 108V109H127ZM150 108V109H149ZM264 109V106L261 107V110H262V113H261V117H263V121H264V113H263V109ZM72 109V110H71ZM87 109V110H86ZM111 109V110H110ZM133 109V111H132ZM164 109V110H162ZM77 110V111H76ZM84 110V111H83ZM94 110V111H93ZM99 113H98V111ZM103 110L105 112H103ZM113 110V111H112ZM128 110V111H127ZM130 110V111H129ZM135 110V111H134ZM37 111V112H36ZM40 111V112H39ZM96 111V112H95ZM103 115H101V113ZM115 111V112H114ZM123 111V112H122ZM132 111V112H131ZM146 111V112H145ZM165 111V112H164ZM81 112V113H80ZM84 112V113H82ZM90 112V113H89ZM109 112V113H108ZM114 112V113H113ZM130 112V113H129ZM138 112V114H137ZM98 113V114H97ZM132 113V115H131ZM146 113V114H145ZM13 114V115H12ZM16 114V116L14 115ZM20 114V116L18 115ZM80 114V115H78ZM87 114V115H86ZM108 115V116H106ZM119 115V116H118ZM172 115V114H171ZM7 116V115H6ZM12 116L15 117L14 119H17L19 120V122L22 124V126L20 125V123L18 121H14L12 120ZM18 116V118H17ZM80 116V117H79ZM82 116V117H81ZM117 116V118L115 117ZM137 116V117H136ZM144 117V119H147V120H144L142 117ZM145 116L147 118H145ZM85 117V118H84ZM87 117V118H86ZM101 117V118H100ZM108 117V118H107ZM155 117V118H154ZM90 118V119H89ZM112 118V119H111ZM138 118V119H137ZM234 118V117H233ZM1 119V118H0ZM84 119V121H83ZM95 119V120H94ZM101 119V121H100ZM2 120V119H1ZM99 120V121H97ZM105 120V121H103ZM117 120V121H116ZM130 120V121H129ZM144 120V121H143ZM150 120V121H149ZM83 121V122H82ZM86 121V122H85ZM96 121V122H95ZM103 121V122H102ZM115 121V122H114ZM120 121V122H119ZM134 121V122H133ZM141 121V122H140ZM143 121V122H142ZM146 121V123H145ZM152 121V122H151ZM174 121L173 119H170L169 120V123L168 121L167 124L169 125V127L171 126V129L169 131V134L167 135L168 136V139L166 137V142L168 144L167 147H165L166 150L164 149H159L157 150V152H153L152 154L156 155L157 157L161 156V157H166L165 159H168V158H174V159H178L180 157V154H181V151L183 149H181V146H183L184 148H188L186 149V152H188V156L191 155L192 157H195L196 161L198 162V166H199V173L197 174L198 176H200V181H201V177H202V169L203 167L205 166L206 163H204L205 160H202L203 158H201L200 156H198L197 154H195V151H196V147L192 146V147H185L183 144L184 142L183 141H179L178 138H181L179 137L180 134H178V132H176V126H174L175 124L172 122ZM239 119H237V121H235V123H238ZM82 122V124L80 123ZM85 122V123H84ZM95 122V123H94ZM119 122V123H118ZM84 123V124H83ZM96 123H99L98 125ZM101 123V124H100ZM103 123V124H102ZM121 123V124H120ZM125 123V124H124ZM240 123V122H239ZM91 124V125H90ZM105 124V125H104ZM123 124V125H122ZM145 124H149L148 127L145 126ZM6 125V122L3 123V126ZM88 125V127H87ZM95 125V126H94ZM100 125V127H99ZM108 125V126H107ZM116 127H115V126ZM130 125V126H129ZM133 125V126H131ZM14 126V127H13ZM84 126V127H83ZM86 126V127H85ZM138 126V127H137ZM16 127V129H15ZM99 127V128H97ZM111 127V128H110ZM114 127V128H113ZM133 127V128H132ZM7 128H10L9 130V133H13L11 135H8V132L6 131ZM82 128V129H81ZM88 130H87V129ZM92 128V129H91ZM118 128V129H117ZM121 128V129H120ZM125 128H129V129H125ZM137 128V129H136ZM11 129H14L11 130ZM70 129V130H69ZM76 129L77 130V134H76ZM80 129L85 133H83L82 131H80ZM83 129H86L85 131ZM19 130V131H17ZM98 131L97 133H100V135L104 136H100L99 134H96V132L94 131ZM131 130V131H130ZM134 130V131H133ZM139 130V131H138ZM117 131V133H116ZM119 131V132H118ZM136 131V132H135ZM141 131V132H142ZM151 131V130H150ZM26 132V133H25ZM64 134H63V133ZM74 132V133H73ZM140 132V133H141ZM152 132V131H151ZM173 132L175 135L174 136H169L170 133ZM264 132V131H262ZM80 133V134H79ZM116 135H115V134ZM146 133V134H147ZM243 133V132H242ZM241 133V134H242ZM248 133H251L250 135H252L253 137L249 138L250 135ZM248 134V136H246ZM255 134V136H254ZM257 133L255 132H247L246 133H243L242 135L238 134L239 136L237 137L236 136V139H235V145L233 141V139L229 140L230 142H226L224 141L223 139H219L217 135H212L210 137L207 136V140L211 143H215V145H218L217 147H219V145H223L224 147L226 148H229V149H232L233 150H225L224 147L221 146V149L222 150H225V152L227 154H225L226 156H228V161H230L231 159H235L234 162H237L238 160H240V158L242 159V161L244 162L245 160V164H248L250 167H252L254 165V163H251V162H256L257 159H258V155L256 153L257 149V142H258V136H256ZM17 135V136H16ZM21 135V136H20ZM84 135V136H83ZM96 135V137H101L100 139L94 137ZM118 135V136H117ZM162 135H164L162 133ZM264 134L262 133L261 134V141H262V146L264 147ZM13 136V138H12ZM19 136V138H17ZM79 136V137H78ZM123 136V135H122ZM151 136V135H149ZM241 136V137H240ZM78 137V138H77ZM81 137V138H80ZM118 137V138H117ZM131 138L129 143L132 145H130L131 149L130 151L132 153H134V151H136V146L138 145V142L134 140V138ZM247 137V138H245ZM88 138V139H89ZM103 138V139H102ZM108 138V139H107ZM117 138V139H116ZM177 138V139H175ZM218 140H217V139ZM241 138V139H240ZM243 138V139H242ZM257 138V139H256ZM8 139V140H9ZM16 139V140H15ZM95 139V140H94ZM98 140V141H97ZM101 140V142L99 141ZM107 140V141H106ZM116 140V141H115ZM134 140V141H133ZM177 140V141H176ZM182 140V138H181ZM249 142H248V141ZM257 140V141H256ZM111 141V143H110ZM218 141V142H217ZM221 141V142H220ZM245 141V142H244ZM77 142V141H76ZM104 145H103V143ZM134 142V143H133ZM170 142V143H169ZM183 142V144H182ZM225 142V143H224ZM249 143V146L247 145ZM99 143V144H98ZM109 143V145H108ZM219 143V144H218ZM224 143V144H223ZM231 143H233L232 145L235 146V147H230L232 145H230ZM238 143V144H237ZM75 144V143H74ZM120 144V145H119ZM102 145V146H100ZM119 145V146H118ZM135 145V146H133ZM179 145V147H177ZM230 145V146H229ZM256 145V146H255ZM110 148L112 149L113 147ZM0 147L2 148L1 144H0ZM12 147L13 146H10V149L12 150ZM182 147V148H183ZM0 148V149H1ZM98 148V149H97ZM100 148V149H99ZM164 148V147H163ZM179 148V149H177ZM192 148H196L195 150L192 149ZM224 148V149H223ZM257 148H260V146H258ZM97 149V150H96ZM134 151H133V150ZM199 149V148H198ZM220 149V147H219ZM220 149V150H221ZM237 149V150H235ZM240 149V150H239ZM256 149V151H255ZM164 152H163V151ZM200 150V149H199ZM197 150V151H199ZM248 150V151H247ZM145 151V150H144ZM143 151V152H144ZM190 151L192 152L190 153ZM196 151V152H197ZM264 151V150H263ZM92 152L93 154H96L98 155L97 153H94ZM117 154H115V153ZM200 152V151H199ZM198 152V153H199ZM249 152V153H248ZM234 153V154H233ZM244 153V155H243ZM115 154V155H114ZM144 156L143 159L139 156V158L137 159H140L138 160V163L139 164H142V170L140 171V169H134L131 173H129V176L128 178L129 179V182H128V178L125 180L127 182H123V183H118L116 181V179L113 177L112 178V187H115L113 189V194H112V198H111V202H113L112 206L115 207V209H118L120 211H125L123 213H125L130 219H129V224L131 223L130 226H132V228H136V233L139 231L141 233L138 232V234H135V240L138 241L139 238H141V241L139 240L138 243L135 242V246L137 248V251H141V252H137V256H136V262H138L137 264H157V261H158V264H161L160 262V259L157 257V259H155L156 257L154 255H152L153 253H155L157 251V248H158V245L159 246H162V244L164 245L165 243L168 244V253L172 256H174L175 254L180 253V252H185V253H188V261L191 263V264H196L197 263V259L199 258V252L197 251V248H195V243H196V237L193 234H191L193 232L192 230V225H193V217L191 214V211H190V207L189 205H191V202L190 200L187 198V199H180V190L182 189H185L187 188V180L185 178H183V175H178L177 174V178H178V188L177 190L174 192V194H171L172 196H169L170 194L166 193V195H164L163 197L164 200L167 198L166 196H169V197H172L171 199H173V196H174V200H170L168 201V199L165 200V203H166V209H165V212H168L169 216L166 218L163 217L164 215V212L162 213H159L154 207V204L151 202L152 200H149L151 199V197L149 196V192L147 193V189L146 187L147 186H144V185H149L151 184V181L153 182V175H152V172L151 170L149 171L148 169V166L145 165V163L147 162V158L149 156V154L147 155V151H145L144 153H142ZM170 154V155H169ZM234 156H233V155ZM256 154V155H255ZM112 155V158H110ZM232 156V158H230V156ZM249 155V156H248ZM136 156V155H135ZM189 156V157H191ZM114 157V158H113ZM234 157V158H233ZM252 157V158H251ZM239 158V159H238ZM244 158V159H243ZM260 159V161H259ZM258 159V163L256 162V165H254L252 168L255 170V166L258 167V165L262 164L261 166L264 167V153L261 155V157ZM251 160V161H249ZM112 161V162H111ZM241 161V160H240ZM233 162V161H231ZM249 162V163H247ZM163 165H166V161H163V163H161ZM204 164V165H202ZM258 164V165H257ZM64 164H62V170L63 172L65 173V176L70 173V169L67 170L65 168V166H63ZM17 166L14 165V167ZM147 166V167H146ZM64 167V168H63ZM202 167V168H201ZM255 167V168H254ZM110 169H112L110 167ZM67 170V171H66ZM148 170V171H147ZM15 171V169H14ZM69 171V172H68ZM134 172V173H133ZM143 172V173H142ZM148 172V173H147ZM151 172V173H149ZM67 173V174H66ZM136 173V174H135ZM141 174V175H140ZM149 174H150V177H149ZM201 174V175H200ZM239 174V173H238ZM143 175V176H142ZM220 175V174H219ZM71 176V177H70ZM221 176V175H220ZM218 177L219 180L222 179V176L221 177ZM240 176V175H239ZM67 180L69 181H72L74 182L77 178L75 175H73L72 173H70L69 175L66 176ZM69 177V179H68ZM76 179H74V178ZM134 177V179H133ZM139 178V185H141L140 187V192H135V190H137V187H135L133 185V180H135L136 178ZM144 177V178H143ZM208 177V176H207ZM217 177L214 175H212V179L209 180L210 178L208 177V179H206V182L207 181H210L212 183H206L205 184L207 185V194H205V192H203V199L204 202L206 200V206H207V211H206V216H205V219H204V232H205V244L208 248V256H209V264H224L227 262H225L226 260V257H223L226 255V250H225V246H224V250L221 251L219 253L218 250H216L215 252V245H216V241H214V238L216 240V238L218 237V239L220 237H222V239L226 242L228 236L231 234L232 236V239L234 240V243L236 245V247L238 248V246L241 247V249L238 248L239 250V263L240 264H254V262L252 261H248V258L245 257V253L246 251L243 250V249H246L247 247H251L252 244L254 249L256 248V252L257 254L261 255V256H264V236L262 235H259V233H263L264 234V223L261 224V227L259 225V223H250L249 220V216L253 214H257V207L256 206H252V202H251V199L248 197L247 194H244V196L247 198L245 199V197L243 196V200H241L240 202L242 203V205H240L241 203L239 202V205L241 206V209L240 207H238L239 209H241L243 212H240L239 213V210L237 211L238 212V216L242 215L241 218H238L240 220H236V221H231L232 219H228L226 220V211H222L223 208H220L221 211L218 212V209L217 208L218 206H221L222 205V202L221 200H223V195L221 196L220 194V189L218 188L219 184V180H217ZM71 178V179H70ZM215 178V179H214ZM224 178V177H223ZM73 179V180H72ZM149 181H148V180ZM183 179V180H182ZM258 179V178H257ZM142 180V181H140ZM184 184H183V182ZM259 180V179H258ZM132 181V182H131ZM149 183H148V182ZM156 181V182H155ZM162 180L156 178L154 179V183L159 185L160 187V190L161 192H163V194H165L166 190H165V187L163 186H160L162 185ZM76 182V181H75ZM131 182V183H130ZM143 182V184H142ZM145 182V183H144ZM159 182V183H158ZM242 182V181H241ZM257 182V181H255ZM118 185H117V184ZM127 185H126V184ZM130 183V184H129ZM161 183V184H160ZM244 183V184H243ZM125 184V185H124ZM180 184V185H179ZM240 184V182H239ZM238 184V185H239ZM132 185V186H131ZM214 185V186H212ZM242 185H245V182L243 181L241 184H240V187L244 188ZM131 186V187H130ZM127 187V188H126ZM135 187V188H134ZM215 187V188H214ZM127 190H126V189ZM131 188H133V190H131ZM214 188V189H213ZM246 188V187H245ZM164 189V190H163ZM219 189V191H218ZM65 189H62V187H60V190L59 191H64ZM116 191V192H115ZM121 191V192H120ZM123 191V192H122ZM12 192V193H11ZM10 193L12 194V196H14V192H18V196H22L21 199H24V202L23 204L25 203V200L27 202V198L24 197L23 195V191L22 190H18V191H11ZM19 192H21L19 194ZM125 192H128V193H125ZM244 192V191H243ZM9 193V194H10ZM62 193V192H60ZM115 193V194H114ZM137 193V194H136ZM145 193H147L148 195H146ZM16 194V193H15ZM75 194L77 196H79V193L75 192ZM126 194V195H125ZM144 195V197L146 198V209L147 212L145 211V209H143V205H141L138 201V196L136 195ZM179 197V199H177V196ZM117 195V196H116ZM121 195V196H120ZM220 195V196H219ZM116 199H114V197ZM124 196V197H123ZM147 196H149V198H147ZM24 197V198H23ZM122 197V198H121ZM128 197V198H126ZM26 198V199H25ZM117 198H120L117 200ZM130 198V199H129ZM128 199V201H127ZM177 199V200H176ZM248 199L250 201H248ZM115 200V201H114ZM117 200V201H116ZM132 200V201H131ZM149 200V204H147V201ZM177 202H176V201ZM245 200L248 201V203L246 202L245 203ZM127 201V202H126ZM169 203H168V202ZM173 201V202H172ZM182 201V202H181ZM122 202V203H121ZM171 202V204H170ZM215 202V203H214ZM66 202H63V203H60V205L62 206H65V208H63L64 210H62L60 207L62 206H57L55 205L56 207H58L57 209L58 210H53L51 211V213L54 212V216L52 217L53 214H50V220L47 219L45 222H46V226L42 229V231L44 232H41L40 236L39 237V240L41 243H48V240H49V236H53V235H58L59 233H62L64 230H65V227L66 225H64V222H68V218H69V215H66V214H69L70 212L71 215H73V217H77L79 215L78 213V208L80 207V205H78V208H76L77 205H75L74 203H66ZM119 203V204H118ZM153 205H152V204ZM190 203V204H189ZM212 203V204H211ZM217 203V204H216ZM28 204V202H27ZM122 204V206H121ZM128 204V205H127ZM168 204H170L169 206H171V208L168 207ZM176 204V205H175ZM179 204V206H178ZM182 204V205H181ZM189 204V205H188ZM221 204V205H219ZM247 204V205H246ZM250 204V205H249ZM9 205L11 204H8L7 203H3L2 206L6 208H8L9 212L8 214H10L9 216H6L4 218V220H2L3 222H0V233H1V230L4 229L6 231L7 227H8V230L10 231V234H12L11 232L15 233L14 231L17 230V229H21L22 227L24 228L25 226L26 229L28 228L29 224L28 223H31V221L26 218V213L28 212V208L26 206L27 209L24 210V208H22L21 212H20V209L19 208H16V206H10ZM16 205V204H15ZM71 207H70V206ZM125 207L128 206V207ZM132 205V206H131ZM142 208H141V206ZM147 205H150V206H147ZM175 205V206H174ZM238 205V206H239ZM19 206V205H18ZM70 208H69V207ZM107 205L104 204L101 205L99 207V209L97 208H93L92 207H87L88 210L84 211L87 212L85 214H87L86 216H82L83 219H94V222H98L100 223V221H104L105 220V214L103 213V216H101V212H103L104 210L107 209L106 207ZM118 206V208H117ZM121 206V207H120ZM178 206V207H176ZM212 206V207H211ZM217 206V207H216ZM20 207V206H19ZM82 207V206H81ZM130 207V209H129ZM151 207V208H150ZM183 207V208H182ZM217 209H216V208ZM222 207V206H221ZM253 207V208H252ZM67 208V209H66ZM76 208V211H74V209ZM86 208V209H87ZM90 208V209H89ZM93 208V210L91 209ZM122 208V210H121ZM215 208V209H214ZM247 208V209H246ZM252 208V209H251ZM65 209L67 210V213L65 211ZM71 209H73L71 211ZM94 209H97V214H96V210L94 212ZM103 211H102V210ZM126 209V210H125ZM154 209V210H152ZM225 209V208H224ZM223 209V210H224ZM250 209L252 210V213H247V210ZM7 210V211H8ZM14 210V211H13ZM27 210V211H26ZM61 211L59 212V215H58V211ZM137 210V211H136ZM144 212H143V211ZM156 210V211H155ZM181 210V211H180ZM18 211L19 213L23 214L24 219L21 218L19 220V217H17L13 212H16ZM26 211V212H24ZM64 211V212H62ZM130 211H133V212H130ZM213 211V212H211ZM249 211V210H248ZM17 212V213H18ZM92 212V213H91ZM218 212V213H217ZM223 212V213H221ZM245 212V214H244ZM250 212V211H249ZM57 213V215L55 214ZM63 213V214H62ZM66 213V214H64ZM74 213V214H73ZM131 213V214H129ZM139 213V214H138ZM146 213V214H145ZM150 213V214H149ZM189 213V214H188ZM228 213V212H227ZM7 214V215H8ZM91 214V215H90ZM100 216H99V215ZM124 214V215H125ZM144 214V215H143ZM158 214H160L159 216H161L162 214V218L158 216ZM182 214V215H181ZM185 214V216H184ZM221 214L225 215L224 217V221H229V223H226L224 222L225 224H221L220 222H222V218H220ZM89 215V217L87 218V216ZM97 215V216H96ZM138 215V216H137ZM222 215V216H223ZM244 215H246V218H244ZM249 215V216H247ZM55 216H56V219H55ZM64 217V218H61ZM68 216V218H67ZM139 218H137V217ZM154 216V217H153ZM165 216V215H164ZM180 216V217H179ZM184 216V218H183ZM221 216V217H222ZM10 217V218H9ZM12 217V218H11ZM15 219H14V218ZM74 217V218H75ZM95 217L96 219H99V220H95ZM142 217V218H141ZM144 217V218H143ZM188 219H186V218ZM242 217L244 218V220H247V221H244L242 220ZM251 217V216H250ZM54 218V219H53ZM61 218V220H60ZM67 218V219H66ZM103 218V219H102ZM135 218V219H133ZM137 218V219H136ZM181 218V219H180ZM183 218V219H182ZM66 219V220H64ZM101 219V220H100ZM162 219V220H161ZM186 219V220H185ZM217 219V220H216ZM6 220V221H5ZM18 220V221H17ZM23 220V222H22ZM56 220V221H54ZM132 220L134 222H132ZM139 220V222H138ZM178 220V222H177ZM208 220V222H207ZM234 220V219H233ZM28 221V222H27ZM49 221V222H47ZM58 221V222H57ZM62 221V222H61ZM64 221V222H63ZM138 223H137V222ZM185 221V223H184ZM191 221V222H190ZM220 221V222H219ZM232 223H231V222ZM19 222V223H18ZM26 222V223H25ZM44 222V223H45ZM57 222V223H56ZM181 222V224H180ZM187 222V223H186ZM214 222V223H213ZM247 222V223H246ZM12 223V224H11ZM22 223V224H21ZM51 223V224H50ZM55 223V224H54ZM93 223V220L92 222ZM137 223V224H136ZM140 223V224H139ZM154 223V224H153ZM184 223V224H183ZM189 223H191V225H189ZM19 226H18V225ZM59 224V225H58ZM139 224V225H138ZM153 224V225H152ZM167 224H169V227L171 229V232H169L167 230ZM210 224V225H209ZM211 224H212V227H211ZM221 225L223 230L221 231V235L219 234H216V231L212 228L216 227L213 225ZM243 224V225H242ZM6 228H5V226ZM25 225V226H24ZM53 225V226H51ZM165 225V226H164ZM175 225V226H174ZM181 225H184L181 227ZM185 225H188V232H186L187 229H185ZM251 225V226H250ZM257 225V227H256ZM47 226H50V227H47ZM64 226V227H63ZM95 225H93L90 230H88L90 233V235H95L97 232H95L97 230V228L95 227ZM149 226V227H148ZM153 228H152V227ZM157 226V227H156ZM235 226V228H234ZM248 226V227H247ZM250 226V227H249ZM15 227V228H14ZM19 227V228H17ZM53 227V228H52ZM55 227V228H54ZM58 227V228H57ZM181 229H178L180 228ZM47 230H46V229ZM57 228V229H56ZM146 228V229H145ZM190 228V229H189ZM221 228V229H222ZM252 228V231L254 232H251ZM254 228V230H253ZM13 229V230H12ZM55 229V230H54ZM95 229V231H94ZM150 229V230H149ZM250 229V230H249ZM261 229V230H260ZM12 230V231H11ZM48 230L50 233H48ZM124 230V228L122 229ZM175 230V231H174ZM189 230L191 231V233L189 232ZM248 230V231H247ZM57 231V232H56ZM59 231V232H58ZM61 231V232H60ZM180 231V232H178ZM212 231V232H211ZM214 231V232H213ZM231 231V232H230ZM261 231V232H259ZM263 231V232H262ZM47 232V234H46ZM52 232V233H51ZM146 232V233H144ZM223 232V233H222ZM56 233V234H54ZM58 233V234H57ZM94 233V234H92ZM123 233V232H122ZM180 233V234H179ZM188 235V238H187V235ZM230 233V234H229ZM251 233H254V234H251ZM140 234V235H139ZM30 235V234H28ZM27 234L25 235L26 238L25 239H29L31 237L28 236ZM44 235H45V238H44ZM145 235V236H144ZM175 235V236H174ZM177 235V236H176ZM190 235V236H189ZM141 236V237H140ZM212 236V237H211ZM226 236V238L224 237ZM29 237V238H27ZM47 239L46 240H44ZM143 237V238H142ZM152 237V238H151ZM155 237V238H154ZM177 237V238H176ZM190 237V238H189ZM1 241L3 240L2 237H0ZM42 238V239H41ZM146 238V239H145ZM148 238V239H147ZM158 238V239H157ZM179 238V239H178ZM190 240V242L187 240ZM212 238V239H211ZM32 238H30L29 240H31ZM156 239V240H155ZM217 239V240H218ZM259 239V240H258ZM43 240L45 242H43ZM150 240V241H149ZM174 240V241H173ZM189 242H187V241ZM193 240V241H192ZM210 240V241H209ZM251 245L249 244L250 242H252ZM149 241V243H148ZM162 241V242H161ZM249 241V243H247ZM263 241V242H262ZM180 242V243H178ZM40 243V244H41ZM73 243V242H72ZM137 243V244H136ZM140 243V244H139ZM145 244V246L143 244ZM192 245H191V244ZM212 243V244H211ZM215 243V244H214ZM222 243H224L222 241ZM255 243V244H254ZM45 244V245H46ZM142 244V245H141ZM148 246H147V245ZM179 244V245H178ZM241 244V245H240ZM248 245V246H245V245ZM43 244H41L40 246H42ZM45 245H43L40 249L42 255H38V262L39 264H47V260L46 258L44 259H40V258H43V256L46 257V250L47 248V245L45 247ZM218 245V244H217ZM225 245V244H224ZM250 245V246H249ZM147 246V247H146ZM154 246V247H153ZM156 246V247H155ZM193 248H192V247ZM220 246L223 247V244ZM44 247V248H43ZM143 247V248H141ZM189 247V248H188ZM43 248V250H42ZM166 248V249H167ZM185 248V250H184ZM192 248V249H191ZM213 248V249H212ZM144 249V251L142 252V250ZM179 249V250H178ZM183 249V250H182ZM191 249V250H190ZM214 250V251H213ZM46 252L45 254H43V252ZM148 251V253H147ZM176 251V252H175ZM211 251V252H210ZM217 251H218V254H217ZM92 250L88 253L91 254ZM152 252V253H151ZM225 252V254H224ZM49 253V252H48ZM140 253V255H139ZM214 253V254H213ZM216 253V254H215ZM223 253V254H221ZM88 254V255H90ZM147 256V259L146 256ZM149 254H151L150 256H148ZM213 254V255H211ZM127 253L125 252L123 256H126ZM191 255L193 256L191 258ZM216 255V257L214 256ZM223 255V256H222ZM141 256V257H140ZM144 256V257H143ZM154 256V257H152ZM215 257V259H214ZM223 257V258H221ZM140 259V262H139V259ZM144 258V259H143ZM151 258V259H149ZM154 258V259H153ZM247 258V259H246ZM217 259V260H216ZM42 260V261H41ZM44 260V261H43ZM46 260V261H45ZM138 260V261H137ZM145 261V262H142V261ZM149 260V261H148ZM155 260V261H154ZM195 260V261H194ZM222 261V262H221ZM42 262V263H41ZM142 262V263H141Z\"/></svg>",
  "mask_w": 264,
  "mask_h": 264
}]
</instances>
